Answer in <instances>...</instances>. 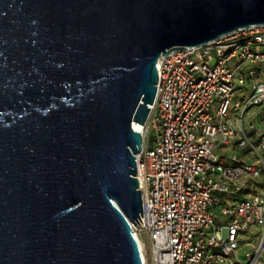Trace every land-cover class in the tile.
Here are the masks:
<instances>
[{
    "label": "water",
    "instance_id": "1",
    "mask_svg": "<svg viewBox=\"0 0 264 264\" xmlns=\"http://www.w3.org/2000/svg\"><path fill=\"white\" fill-rule=\"evenodd\" d=\"M263 25L264 0H0V264H143L158 61Z\"/></svg>",
    "mask_w": 264,
    "mask_h": 264
},
{
    "label": "built area",
    "instance_id": "2",
    "mask_svg": "<svg viewBox=\"0 0 264 264\" xmlns=\"http://www.w3.org/2000/svg\"><path fill=\"white\" fill-rule=\"evenodd\" d=\"M185 49L158 61L137 155L143 264H264V25Z\"/></svg>",
    "mask_w": 264,
    "mask_h": 264
},
{
    "label": "rangeland",
    "instance_id": "3",
    "mask_svg": "<svg viewBox=\"0 0 264 264\" xmlns=\"http://www.w3.org/2000/svg\"><path fill=\"white\" fill-rule=\"evenodd\" d=\"M259 111H261V108L259 109ZM143 132H144V129H143ZM224 199L231 200V198L229 196H225ZM247 241H248V244L243 243L241 246V249L239 252L241 256L246 252L253 251V249H254V245L256 243L255 240L253 238H249ZM261 261L264 262V255L261 257Z\"/></svg>",
    "mask_w": 264,
    "mask_h": 264
},
{
    "label": "bare ground",
    "instance_id": "4",
    "mask_svg": "<svg viewBox=\"0 0 264 264\" xmlns=\"http://www.w3.org/2000/svg\"><path fill=\"white\" fill-rule=\"evenodd\" d=\"M134 130L136 131V132H140V133H142L143 134V129H144V126H142V125H137V124H134Z\"/></svg>",
    "mask_w": 264,
    "mask_h": 264
}]
</instances>
